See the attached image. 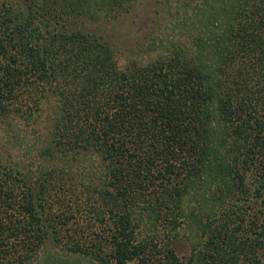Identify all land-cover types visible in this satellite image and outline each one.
Listing matches in <instances>:
<instances>
[{"label":"trees","instance_id":"obj_1","mask_svg":"<svg viewBox=\"0 0 264 264\" xmlns=\"http://www.w3.org/2000/svg\"><path fill=\"white\" fill-rule=\"evenodd\" d=\"M136 2L0 3V123L55 98L40 176L0 156V264H264V0H204L189 46L121 68L82 28ZM69 185L96 197L87 238L47 209Z\"/></svg>","mask_w":264,"mask_h":264},{"label":"rangeland","instance_id":"obj_2","mask_svg":"<svg viewBox=\"0 0 264 264\" xmlns=\"http://www.w3.org/2000/svg\"><path fill=\"white\" fill-rule=\"evenodd\" d=\"M6 1L0 0V3ZM203 1L137 0L131 13L120 20L89 22L82 29L103 35L112 43L119 67L124 68L132 62L146 64L155 60L166 48L190 45L193 36L202 31L200 19L204 23V18L196 16L195 10L204 4ZM39 91H33L31 96L24 91L19 92L22 95L19 103L27 107V111L23 109L22 113L25 118L11 117L6 123H0V156L5 158L11 155L12 162L18 163L21 171L32 180L37 179L42 172L43 161L37 158V150L44 144L46 125L52 122L55 107V98L51 95L42 103L39 102ZM94 161L98 163L96 159ZM94 199L96 197L92 193L69 185L63 190H51L47 197V209L52 208L53 213L63 210L70 212L74 219L71 227L76 230L78 237L87 238L84 233H90L87 222L92 217ZM173 244L180 258L189 256L191 247L184 232L181 231L174 238ZM48 248L54 254L65 257L68 262L64 264H77L67 257V249L63 245Z\"/></svg>","mask_w":264,"mask_h":264}]
</instances>
